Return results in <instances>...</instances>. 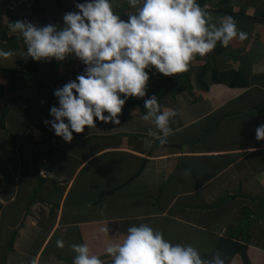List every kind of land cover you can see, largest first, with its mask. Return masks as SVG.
Here are the masks:
<instances>
[{
	"label": "crops",
	"instance_id": "0c3cea01",
	"mask_svg": "<svg viewBox=\"0 0 264 264\" xmlns=\"http://www.w3.org/2000/svg\"><path fill=\"white\" fill-rule=\"evenodd\" d=\"M206 3L211 23L219 27L229 15L246 39L227 47L217 41L173 76L153 69L156 82L140 102L126 100L119 124L94 117L95 127L73 133L71 142L44 123L58 98H50L48 115L36 98L49 91L43 87L54 93L75 80L87 65L74 54L34 61L7 24L27 18L37 27L62 25L63 14L76 11L73 0H36L0 12V50L13 53L0 58V264H72L70 245L80 243L112 264L106 244L142 223L205 253L220 236L232 237L247 245V260L237 252L229 264H264V141L255 139L264 123V0ZM112 10L125 20L134 11L127 0H113ZM152 94L157 113L176 112L167 137L154 117L141 118ZM251 108L256 117L245 113ZM211 124L204 143L188 145Z\"/></svg>",
	"mask_w": 264,
	"mask_h": 264
},
{
	"label": "clouds",
	"instance_id": "9594fccd",
	"mask_svg": "<svg viewBox=\"0 0 264 264\" xmlns=\"http://www.w3.org/2000/svg\"><path fill=\"white\" fill-rule=\"evenodd\" d=\"M73 2L76 11L65 12L62 25L37 27L27 18L7 24L10 32L22 37L26 55L34 61H64L74 54L87 65L84 74L54 91L59 106L50 107L52 119L44 121L65 142L72 141L73 133L95 127L94 117L119 124L126 100L145 97L149 70L173 76L185 71L194 56L211 52L217 41L227 47L233 39L247 37L229 15L219 18V27L211 23L207 5L201 8L196 0H127L134 11L126 20L114 14L113 0ZM12 55L0 50V58ZM144 107L148 112L141 118L154 117L155 126L167 137L172 131L169 117L176 112L157 113L155 94L144 100ZM255 139L264 141V123L255 128ZM56 246L63 248V240L57 239ZM70 247L76 253L72 264H103L86 243ZM104 252L113 257L112 264H225L224 254L216 252L203 261L193 246L173 244L143 223L129 227L118 243L106 244Z\"/></svg>",
	"mask_w": 264,
	"mask_h": 264
},
{
	"label": "water",
	"instance_id": "95a60500",
	"mask_svg": "<svg viewBox=\"0 0 264 264\" xmlns=\"http://www.w3.org/2000/svg\"><path fill=\"white\" fill-rule=\"evenodd\" d=\"M245 113L249 114L253 117H256L258 114V110H257V108H251V109H248ZM241 114L242 113H240L238 115H241ZM215 126H216L215 124H211L207 130H205L199 137H197V138L193 139V141L189 142L188 145H191V144H194L197 142L204 143L206 137L213 132V129L215 128ZM186 146H184V147H186ZM246 249H247V245L244 242H241L240 240L234 239V238L229 237V236H220L215 247L213 248V250L211 252H209V253L199 252V251L198 252L200 253L201 259L203 261H207V260L211 259L213 254H215L216 252H220V253L224 254L225 264H229L233 255L237 252L241 253V255L247 260Z\"/></svg>",
	"mask_w": 264,
	"mask_h": 264
},
{
	"label": "trees",
	"instance_id": "16d2710c",
	"mask_svg": "<svg viewBox=\"0 0 264 264\" xmlns=\"http://www.w3.org/2000/svg\"><path fill=\"white\" fill-rule=\"evenodd\" d=\"M207 1L208 0H196V2L200 6H204ZM155 76H156V74L154 73V71L153 70H149V81H148V83L156 82L155 79H154ZM172 81L175 82V80H173V79H172ZM22 86H25V84L23 83V80H22ZM161 89H162L161 86H158V89H157V92H156L157 96H161ZM44 90L45 91L49 90V91L47 92V94L44 97H42V95H41V97L39 96V98H36V101H38L40 103L41 109L43 110V112L46 115H48V107H49V104H50L49 100H51L50 98H52L53 90L49 89V88H46V87H43L42 88V92H44ZM45 97H47V98H45ZM121 98H123V95H121ZM133 98H135V102L133 104H135L137 102H140L139 98H137V97H133ZM159 103L162 105L161 102H159ZM133 104L130 105V108L133 106ZM126 112H127V108L125 109V113ZM105 114H107V113L105 112Z\"/></svg>",
	"mask_w": 264,
	"mask_h": 264
},
{
	"label": "built area",
	"instance_id": "2783aa9c",
	"mask_svg": "<svg viewBox=\"0 0 264 264\" xmlns=\"http://www.w3.org/2000/svg\"><path fill=\"white\" fill-rule=\"evenodd\" d=\"M36 0H0V12L6 10H14L21 7L23 4L30 5L33 4ZM206 9H210L211 7L206 3ZM204 8V6H201Z\"/></svg>",
	"mask_w": 264,
	"mask_h": 264
}]
</instances>
